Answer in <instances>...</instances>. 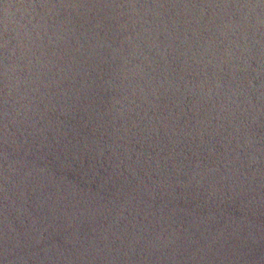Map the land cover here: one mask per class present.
Returning a JSON list of instances; mask_svg holds the SVG:
<instances>
[{
	"label": "water",
	"instance_id": "95a60500",
	"mask_svg": "<svg viewBox=\"0 0 264 264\" xmlns=\"http://www.w3.org/2000/svg\"><path fill=\"white\" fill-rule=\"evenodd\" d=\"M0 264H264V0H0Z\"/></svg>",
	"mask_w": 264,
	"mask_h": 264
}]
</instances>
